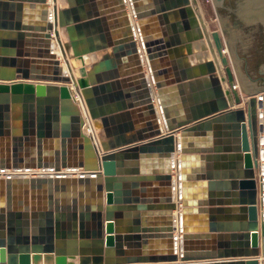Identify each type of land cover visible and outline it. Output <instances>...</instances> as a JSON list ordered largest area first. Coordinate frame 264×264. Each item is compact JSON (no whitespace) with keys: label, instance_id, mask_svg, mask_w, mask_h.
Instances as JSON below:
<instances>
[{"label":"water","instance_id":"1","mask_svg":"<svg viewBox=\"0 0 264 264\" xmlns=\"http://www.w3.org/2000/svg\"><path fill=\"white\" fill-rule=\"evenodd\" d=\"M128 1L148 77L124 0L85 17L71 0H0V264H264V55L246 30L264 28V0H206L217 30L202 0ZM117 19L133 71L101 75L109 56L89 54L104 48L76 36Z\"/></svg>","mask_w":264,"mask_h":264},{"label":"crops","instance_id":"2","mask_svg":"<svg viewBox=\"0 0 264 264\" xmlns=\"http://www.w3.org/2000/svg\"><path fill=\"white\" fill-rule=\"evenodd\" d=\"M145 1H151V0H142V2ZM93 2L94 0H71V5L73 8H77V9H81L79 12V16L80 17H85L86 15H89L90 13H92L93 11ZM49 8H50V4ZM124 9L126 11V15L128 17V22H129V26L132 27V30L134 32V42L136 43V48L138 50V54L141 56L140 58V65L142 66V73L145 74V76L148 77L149 75V70H148V66L146 64V59L143 55V51L141 49V37L138 31V20L134 17V15L131 14V8H130V1L128 0H124ZM203 9V13L204 16L206 18V20L209 22L210 24V29L212 30H217L218 29V25L216 22V18L214 16V12H213V18L214 19H208V14L206 12V10ZM212 9V8H211ZM148 20V19H147ZM146 20V21H147ZM150 24L149 25V30L152 31H156L158 30L160 32L161 30V26L159 24L158 21H154L151 22L149 21ZM169 23H170V19H169ZM213 23V24H212ZM120 26V28H119ZM163 26L168 27L165 30L166 33V38L168 36V38L170 36H173V33L171 32V28L170 25H165V23L163 24ZM217 26V27H216ZM216 27V28H215ZM123 27H121V21L120 19L116 20V24H113V22H110L109 24V31L105 30V28L103 26H101L100 29L95 28V27H90L89 29H84L81 32V35L76 36L77 39L81 40L80 43L81 45L79 47H77V51L78 52H82V51H88L89 49L93 50L94 48H104L102 50H98L93 52L92 54H89V56H94L96 58L102 59L103 56H109L108 61L106 62V60H100V61H95L94 66H101V75H113L114 73H116V71H120L121 69H123L126 72H130L133 71L132 69V64L133 63V55L129 54V50L123 48L122 50L117 49V46L114 45L116 44V42L118 41L119 37H121L122 33H123ZM109 43H112V46H108ZM197 55V52L194 51V53L192 52V54H188V52L184 49L183 51H180L178 54V58L176 57V60L178 59V61L180 62V68H178V71L180 70H184L185 72H188V70H190L193 66L196 65V59L195 56ZM174 59V58H172ZM194 59V60H192ZM175 60V61H176ZM121 61V62H119ZM193 61H195V64L193 65ZM120 64H119V63ZM192 62V63H191ZM107 63V64H106ZM63 65V63H62ZM177 66V64H175ZM193 65V66H192ZM181 72V71H180ZM137 75V74H136ZM133 75V76H128L124 79H128V82L126 83V85H121L120 90L122 91H131L130 86L133 87L134 89H136L137 87H139V79H137V76ZM141 86V85H140ZM197 94V96L200 98L201 94H205L206 90L202 87V86H195V88H193ZM117 90L112 91L113 94H115ZM156 91V89H155ZM191 90L188 89L186 91V93H188V95L186 94V96L189 98L190 102H192V100L194 99V95L193 92H190ZM204 97L203 99H199L197 102L199 105H202L203 102H208V97L207 96H202ZM188 100V104H190ZM196 102L193 100L192 104H195ZM154 105L156 106L157 103L154 102ZM115 130H117V127L114 128ZM160 130L161 133L164 132L162 124H160ZM129 135V134H127ZM175 138L179 137V133L177 135H174ZM136 161L132 160V159H128L123 161V166L121 167L122 170H130L133 169L135 166ZM175 178H174V170H172V182H174ZM122 190L124 191H130V195L131 197L134 195V191L130 185L129 182H124L121 185ZM159 188V187H158ZM157 188V189H158ZM160 189V188H159ZM159 191V190H158ZM173 194H175V192L172 191V196ZM224 196V188L222 187H216L215 189L212 190V198L211 199H215V200H222ZM235 214V213H234ZM233 215V213H232ZM126 219H130L132 218V216L130 215H125Z\"/></svg>","mask_w":264,"mask_h":264},{"label":"flooded vegetation","instance_id":"3","mask_svg":"<svg viewBox=\"0 0 264 264\" xmlns=\"http://www.w3.org/2000/svg\"><path fill=\"white\" fill-rule=\"evenodd\" d=\"M225 4L231 6V7H235V0H226ZM247 31L251 32L254 37L252 39H254V45H253V49H250L248 52L249 55H251L253 57V59L258 61V64L263 60V55L264 53L263 51V46L261 41L264 39V28L262 25H256L253 27H249L246 29ZM257 61H252L250 62L251 66H256V62Z\"/></svg>","mask_w":264,"mask_h":264},{"label":"rangeland","instance_id":"4","mask_svg":"<svg viewBox=\"0 0 264 264\" xmlns=\"http://www.w3.org/2000/svg\"><path fill=\"white\" fill-rule=\"evenodd\" d=\"M202 3H203V7H204V9L206 10V12H207V16H208V19L210 20H212V19H214L213 18V12H212V9H211V5L210 4H206V0H202Z\"/></svg>","mask_w":264,"mask_h":264},{"label":"built area","instance_id":"5","mask_svg":"<svg viewBox=\"0 0 264 264\" xmlns=\"http://www.w3.org/2000/svg\"><path fill=\"white\" fill-rule=\"evenodd\" d=\"M79 107H80V112H81V115H82L83 122H84L85 125H88V119H87L85 110L83 109L82 105H80ZM88 132L90 133V128L89 127H88Z\"/></svg>","mask_w":264,"mask_h":264},{"label":"bare ground","instance_id":"6","mask_svg":"<svg viewBox=\"0 0 264 264\" xmlns=\"http://www.w3.org/2000/svg\"><path fill=\"white\" fill-rule=\"evenodd\" d=\"M210 24H211V23H210ZM210 24H209V25H210ZM212 24H213V23H212ZM210 27H211V26H210ZM216 27H217V26H216ZM216 27H215V28H216ZM213 29H214V28H213ZM213 29H212V30H213ZM56 52L58 53L57 49H56ZM62 63H63V62H62ZM62 68H63L64 71H66V68H65V65H64V64L62 65ZM174 214H176V212H174Z\"/></svg>","mask_w":264,"mask_h":264}]
</instances>
